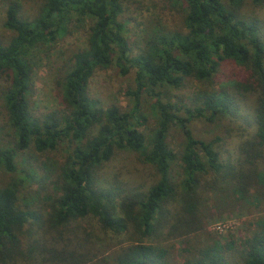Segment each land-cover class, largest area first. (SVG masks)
I'll list each match as a JSON object with an SVG mask.
<instances>
[{
    "label": "trees",
    "instance_id": "1",
    "mask_svg": "<svg viewBox=\"0 0 264 264\" xmlns=\"http://www.w3.org/2000/svg\"><path fill=\"white\" fill-rule=\"evenodd\" d=\"M40 1L31 19L16 3L5 11L4 27L13 35L6 44L0 41V79L8 82L3 103L15 142L14 148L0 142V168L16 173L17 153L31 147L44 154L66 143L69 151L56 170L57 198L40 191L19 196L26 176H36L33 168L0 187V264H170L162 243L203 229L200 207L210 188L226 183L240 199L264 198V24L242 13L243 0H179L182 29H157L136 54L120 20L125 0ZM251 3L260 7L264 0ZM84 18L92 20L86 48L73 54L58 82L65 113L36 117L32 52L53 43L73 19ZM226 61L244 74L230 88L201 91L188 107L163 101L160 89H177L188 78L213 82ZM113 65L122 75L135 71L134 88L125 91L131 102L127 111L103 109L88 92L93 73ZM144 95L153 99L156 117L148 140L138 130L145 122ZM246 96L253 103L242 109L240 98ZM191 118L209 123L241 118L243 129L252 132L237 145V157L224 158L219 137L193 136ZM173 126L184 137L179 153L167 144ZM116 150L138 154L155 170L157 181L134 192L100 186L98 170ZM175 163L181 166L177 183L171 177ZM87 218L108 237L96 238L81 226ZM256 225L258 230L243 241L240 263L225 256L234 241H214L184 249L183 264H264V218Z\"/></svg>",
    "mask_w": 264,
    "mask_h": 264
},
{
    "label": "rangeland",
    "instance_id": "2",
    "mask_svg": "<svg viewBox=\"0 0 264 264\" xmlns=\"http://www.w3.org/2000/svg\"><path fill=\"white\" fill-rule=\"evenodd\" d=\"M228 4V0H220ZM16 3L19 6L20 14L28 19L38 14L41 6L40 0H0V41L6 44L13 35V32L4 27L5 11L9 4ZM179 0H125L120 20L126 24L125 36L132 48V54H136L143 48L145 41L157 29L165 31H177L182 29V15L178 5ZM242 13L246 17H257L264 24V5L256 7L251 0H243ZM92 20L89 18L73 19L59 34L55 41L46 47L35 48L32 52L33 66V90L31 101L36 117L55 111L64 112L60 100V81L65 68L74 53L86 48V40ZM135 71L131 69L127 74L122 75L118 67L113 65L108 70H96L89 78L88 92L91 98L95 99L103 109L111 106L121 111H127L131 107L129 98L125 91L134 88ZM244 74L230 61L222 63L213 82L201 84L193 78L185 79L183 85L177 89L162 88L163 101H169L178 106H190L193 97L201 91L220 92L221 89L230 88L237 79ZM8 82L0 79V142L2 146L14 148V137L8 124V117L3 103V93ZM230 92V91H229ZM231 93V92H230ZM241 108L253 103L252 96L240 98ZM142 111L145 114V122L138 128L146 140L151 136L155 127L156 117L152 111L153 99L148 96L142 97ZM248 109V107L246 108ZM248 112V111H247ZM180 116L186 117L181 111ZM241 118L231 120L221 118L209 123L202 118H191L188 126L193 136L204 141L213 140L216 137L221 139L223 157H237V145L247 137L252 128H245ZM98 127H95L91 134H97ZM184 141L183 134L178 127L173 126L167 137L168 147L174 152L181 151V144ZM69 151L65 143L58 150L48 153H37L32 147L26 152H18L16 155L17 172L8 173L0 168V187H4L12 180L18 181L28 174L29 168L36 172L35 177L27 178L19 189V196L25 193L36 194L40 191L47 198L58 197L60 194L54 189L56 170L61 164L66 151ZM98 183L100 186L109 188L111 184L117 186L118 190L145 191L157 181L155 170L144 163L138 154L116 150L110 161L98 170ZM171 177L175 183L181 178L180 163H175L171 169ZM44 188V191L41 190ZM234 189L226 183L219 184L216 188H210L204 194L199 217L203 229L190 233L180 238H173L162 243L169 250L170 264H183L185 257L184 249L196 248L202 244H210L214 241L221 244L234 241V250L226 253L228 261L240 263L241 248L243 241L250 233L258 230L256 223L264 218V198L253 199L249 196L240 199L234 194ZM45 197V198H46ZM80 225L93 234L96 238H106L101 232L95 220H81ZM113 242H115L113 240ZM104 255L103 258H107Z\"/></svg>",
    "mask_w": 264,
    "mask_h": 264
}]
</instances>
